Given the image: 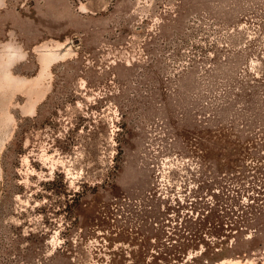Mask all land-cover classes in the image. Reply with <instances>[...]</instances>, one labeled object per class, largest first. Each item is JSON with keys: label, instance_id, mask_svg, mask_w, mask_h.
<instances>
[{"label": "rangeland", "instance_id": "1", "mask_svg": "<svg viewBox=\"0 0 264 264\" xmlns=\"http://www.w3.org/2000/svg\"><path fill=\"white\" fill-rule=\"evenodd\" d=\"M0 264H264V0H0Z\"/></svg>", "mask_w": 264, "mask_h": 264}, {"label": "crops", "instance_id": "2", "mask_svg": "<svg viewBox=\"0 0 264 264\" xmlns=\"http://www.w3.org/2000/svg\"><path fill=\"white\" fill-rule=\"evenodd\" d=\"M3 1V0H2ZM9 23V25L7 24V27L6 26H4V28H2L3 29V35H4V37L5 38H8L13 32L10 30V29H12V26H11V23L10 22H8ZM9 28V29H8ZM6 43H8V41H6Z\"/></svg>", "mask_w": 264, "mask_h": 264}]
</instances>
